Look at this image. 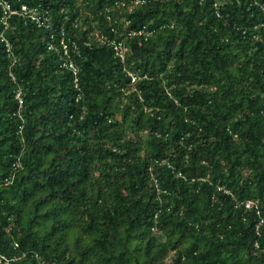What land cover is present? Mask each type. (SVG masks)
<instances>
[{
  "label": "trees",
  "instance_id": "16d2710c",
  "mask_svg": "<svg viewBox=\"0 0 264 264\" xmlns=\"http://www.w3.org/2000/svg\"><path fill=\"white\" fill-rule=\"evenodd\" d=\"M8 1L48 20L0 23L12 49L0 40V255L264 264V43L238 28L251 29L258 9L223 0L217 17L214 0ZM61 31L66 58L47 48L54 35L61 50ZM117 33L123 61L108 43Z\"/></svg>",
  "mask_w": 264,
  "mask_h": 264
},
{
  "label": "built area",
  "instance_id": "2783aa9c",
  "mask_svg": "<svg viewBox=\"0 0 264 264\" xmlns=\"http://www.w3.org/2000/svg\"><path fill=\"white\" fill-rule=\"evenodd\" d=\"M140 1L142 0H133L135 4L139 3ZM200 1H203V0H200ZM232 1H234L236 5H246L247 10H254V8L258 9L260 18L257 22L251 25L252 26L251 29H249L247 26H240L238 28L241 29V33L243 35H246V33L248 32V34L250 35V38L253 41L264 43V0H232ZM221 2H223V0L213 1V9L217 17L221 16L220 7H219ZM0 10L2 12L0 15V23L2 25L3 30L9 29L10 27L9 18L12 15H20L25 20L29 19L36 25V27H41L43 25L45 26L47 24L46 23V21L48 20L47 11L39 7H36V6L28 7L26 4L20 3L19 7L15 8V7H12V4L8 0H0ZM252 14H253V11L251 12V15ZM107 19L109 21L110 30L113 32H116L115 28L110 23L111 17L107 16ZM126 23H128V21H126ZM141 32L142 30H132V31H128L126 35L132 36L135 34H140ZM92 34L95 39L99 41L103 40V35L100 31L96 29L92 30ZM116 36L117 37H114L108 40V43L111 46V49L113 50V54L116 57H118L120 61H123L126 55V47H125V42H124L125 37L121 36L118 33L116 34ZM53 37L54 35L50 36V40L47 42V48L50 50H54L56 54L58 55H60L61 53L60 57L64 56L66 58L68 56L69 51L67 47L68 41L64 35V31H61L60 36L58 37V45H60L61 50H59L56 47V45L51 41ZM0 40L4 42L5 50L8 56H12L11 44L2 32H0ZM69 42H72L73 47L76 49L73 41H69ZM61 66L64 68H68L72 71L74 75V82H76L77 81L76 73H77L78 68L75 66L72 60L70 59L62 60ZM128 74L131 77V81H134L136 78L135 75L131 72H129ZM12 79H13V76H12ZM14 97L15 99L18 100L19 106H21L22 97H21V89L19 87L15 90ZM244 207L245 208H250V207L256 208L257 206H256V202L254 201H245ZM14 245L15 247H17V243H15ZM22 256H25V254L22 253ZM33 256L38 261V264H65L63 262L44 260L40 258V256L37 253H34ZM15 260H17V257L7 258L3 255H0V263L2 264H10L11 262Z\"/></svg>",
  "mask_w": 264,
  "mask_h": 264
}]
</instances>
